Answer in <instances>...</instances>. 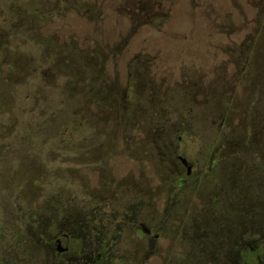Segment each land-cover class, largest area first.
Here are the masks:
<instances>
[{
	"label": "rangeland",
	"instance_id": "obj_1",
	"mask_svg": "<svg viewBox=\"0 0 264 264\" xmlns=\"http://www.w3.org/2000/svg\"><path fill=\"white\" fill-rule=\"evenodd\" d=\"M98 255L264 264V0H0V264Z\"/></svg>",
	"mask_w": 264,
	"mask_h": 264
},
{
	"label": "flooded vegetation",
	"instance_id": "obj_2",
	"mask_svg": "<svg viewBox=\"0 0 264 264\" xmlns=\"http://www.w3.org/2000/svg\"><path fill=\"white\" fill-rule=\"evenodd\" d=\"M179 160H180L181 164L186 167V170L189 173L191 171L192 167H193V164L188 162L183 157H179ZM141 229H142V231L145 234L151 235V230L148 227H146L144 224H141ZM64 237H65L66 240H69V236L68 235H65ZM58 243H59V240H57L56 244H58ZM89 264H101V256L98 255V257L96 259L92 260Z\"/></svg>",
	"mask_w": 264,
	"mask_h": 264
}]
</instances>
